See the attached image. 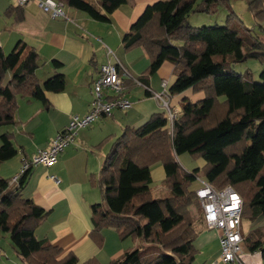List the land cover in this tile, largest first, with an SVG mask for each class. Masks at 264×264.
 I'll return each mask as SVG.
<instances>
[{"label":"trees","instance_id":"1","mask_svg":"<svg viewBox=\"0 0 264 264\" xmlns=\"http://www.w3.org/2000/svg\"><path fill=\"white\" fill-rule=\"evenodd\" d=\"M55 1L106 23L129 0ZM219 1L160 0L144 9L121 40L124 52L144 50L150 61L146 74L155 73L164 62L174 66L171 97L191 90L204 98L188 111L172 108V125L160 112L138 128H124L97 177L91 178L102 196V202L92 206L91 237L99 242L100 232L109 228L122 240L140 243L109 264H193L192 210L199 218L203 211L198 188L192 186L197 182L200 188L201 181L216 190L231 187L239 195L241 224L249 222L248 231H241L243 245L264 253V225L257 228L264 224V67L257 82L233 69L248 59L264 64V39L238 28L235 21H241L232 11L222 26L193 27L187 22L191 14L212 12ZM24 5L11 6L4 15L20 22ZM248 6L264 34V0H250ZM52 66L58 69L61 64L53 61ZM38 67L37 52L25 42L18 41L9 53L0 48V129L6 128L0 132V164L18 152L9 131L18 125V98L47 104L46 92L60 93L65 87L64 75L57 72L40 83ZM130 84L135 85L125 80V87ZM182 154L200 159L202 167L185 171L178 162ZM156 165L164 169L160 184L169 193L165 198L151 196L150 172ZM31 168L14 183L0 177V232L9 235L19 264H74L72 254L60 258L61 249L35 237L47 212L22 197ZM84 264L99 263L92 259Z\"/></svg>","mask_w":264,"mask_h":264},{"label":"crops","instance_id":"2","mask_svg":"<svg viewBox=\"0 0 264 264\" xmlns=\"http://www.w3.org/2000/svg\"><path fill=\"white\" fill-rule=\"evenodd\" d=\"M158 1L129 0L109 16L108 22L102 23L69 9L66 18L52 19L33 1L23 6V19L18 22L14 16L4 15L7 8L16 6V1L0 0V48L6 53L21 40L38 54L39 67L35 76L40 83L56 72L65 78L62 92L45 93L47 104L18 98V125L9 128L18 152L0 164V176L4 179L15 177L24 160H30L39 150L47 149L52 138L63 131L73 117L82 118L88 113L92 82L107 61L105 47L113 52L133 78L140 79V85L130 84L125 89L124 97L132 103L130 109L114 110L111 116L101 117L79 130L74 143L64 150L54 166L31 168L22 190L23 198L32 200L47 212L44 222L35 230V237L46 239L61 249L60 258L72 254L74 264H84L92 259L99 264H109L122 259L126 252L140 244L138 240L120 239L117 232L109 228L100 232L99 242L91 237L92 206L99 203L101 194L90 180L97 177L105 156L124 128H138L153 114L163 112L160 102L153 99L151 93L161 91L163 81L167 82L169 89L176 80L170 62H164L155 73L146 74L150 61L144 50L137 48L124 52L121 47V40L130 25L148 5ZM192 21L189 20L190 25L197 24ZM206 22L212 21L208 19ZM53 61L60 63L61 67L54 68ZM203 98V93L193 94L186 90L171 97L170 107L175 111H188ZM202 165L200 163L199 167ZM150 174L153 186L159 185L165 177L161 165L152 167ZM52 176L58 183L50 179ZM195 215L196 255L193 264H223L219 259V232L208 230L203 217ZM10 249L14 253L12 245ZM240 258L243 264H264V253L250 251L244 245ZM0 264H19L17 258L9 257L1 241Z\"/></svg>","mask_w":264,"mask_h":264},{"label":"built area","instance_id":"3","mask_svg":"<svg viewBox=\"0 0 264 264\" xmlns=\"http://www.w3.org/2000/svg\"><path fill=\"white\" fill-rule=\"evenodd\" d=\"M30 1L36 2L37 6L52 19L66 18L63 4L55 0H16L18 5H24ZM106 49L107 61L100 67L98 76L91 85L92 101L88 113L82 117H73L63 131L59 132L45 150H39L30 160H24L20 172L13 177L11 183L29 168L54 166L59 155L74 140L81 129L92 125L101 117H109L114 110L126 111L132 107V103L124 97L125 80L131 79L135 85L140 82L133 78L118 61L113 52ZM151 97L160 102L162 111L170 125L176 117V112L169 105L170 94L167 82L161 83V91L152 92ZM50 179L58 183L53 176ZM197 199L203 211L204 222L208 230L219 232L220 261L223 264H243L241 254L243 241L241 235V205L239 195L231 188L226 187L216 190L209 184L201 181V187L196 190Z\"/></svg>","mask_w":264,"mask_h":264},{"label":"rangeland","instance_id":"4","mask_svg":"<svg viewBox=\"0 0 264 264\" xmlns=\"http://www.w3.org/2000/svg\"><path fill=\"white\" fill-rule=\"evenodd\" d=\"M199 1L200 0H198V2ZM249 1L250 0H223V1H219L213 6L212 12L191 14L188 17L187 22L189 23V20H191V21L193 20L194 23H197L193 27H201V26H207V25L222 26L225 24V20L227 18V15L230 13V11H232L234 14H237L238 18L241 21V23H239V21H237V20L235 21L237 23L238 28H240L242 31L244 28L251 30L252 36H257V35L262 34L263 36L262 35L261 36L264 39V34L259 30L258 27H256V21H255L254 15L248 6ZM63 9L65 12H67V10H68L67 7H64ZM202 19H204V20H202ZM208 19H211L212 22L211 23L206 22V21H208ZM263 25H264V23H263ZM10 51L11 50H8L6 53H9ZM233 67H234L233 69L237 73H240L244 76H249V79L251 78L252 80L257 82V81H259V73L263 69L264 64H262L261 61L256 60V59H248L243 63L235 64ZM170 100H171V98H170ZM170 100H169V105H170ZM2 130L3 129H0V132H2ZM178 162L180 163L181 167L185 171H188V172H191L192 170H194L196 168H201L199 166H200V163H202L200 161V159H195L189 154L180 155L178 157ZM0 177L3 178L2 176H0ZM198 177L199 178L202 177L201 173L198 174ZM152 186L153 185H151L150 191H151V196L153 199L165 198L169 195L167 189L163 185H160V183H159V185H154L153 187ZM198 187H199V184L197 182H195L192 186L193 189H196ZM100 202H102V196L101 195L99 197V203ZM195 214H196V210L193 209L192 210L193 217L196 216ZM257 225H258L257 228H260L264 224H263V222H260ZM248 228H249V222L242 221L241 231L243 233H246L248 231ZM6 240H7V243L11 244L9 241L10 240L9 235L7 236V235H5V233L0 232V241H1V243L3 242L5 244V250L7 252H9V257L13 256V257L17 258L16 254L12 253L13 251L10 249L11 245H9V247L7 246ZM136 244H138V243L136 242ZM219 251H220V249H219ZM3 260L5 261L6 259H3Z\"/></svg>","mask_w":264,"mask_h":264}]
</instances>
